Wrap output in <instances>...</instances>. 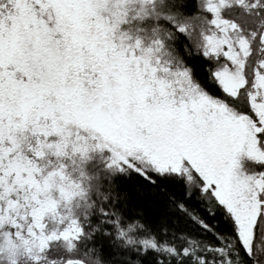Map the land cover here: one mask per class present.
I'll list each match as a JSON object with an SVG mask.
<instances>
[{
    "label": "snow or ice",
    "instance_id": "1",
    "mask_svg": "<svg viewBox=\"0 0 264 264\" xmlns=\"http://www.w3.org/2000/svg\"><path fill=\"white\" fill-rule=\"evenodd\" d=\"M0 264H264V0H0Z\"/></svg>",
    "mask_w": 264,
    "mask_h": 264
},
{
    "label": "trees",
    "instance_id": "2",
    "mask_svg": "<svg viewBox=\"0 0 264 264\" xmlns=\"http://www.w3.org/2000/svg\"><path fill=\"white\" fill-rule=\"evenodd\" d=\"M160 199L156 201L155 206H151L147 203V200L140 201L145 205V210L149 220H157L161 217L165 218L169 228L174 227L173 220H176L180 227L186 228L194 233H199V226L193 222L190 216L184 215L177 207L176 201L183 202L186 208H188L193 215L199 214L204 217L209 223L212 222V218L207 216L204 208L199 205L195 197L185 198V192L183 190V181H175L168 187L167 192L159 193ZM170 196L175 200H170ZM154 199V198H153ZM171 205V206H170Z\"/></svg>",
    "mask_w": 264,
    "mask_h": 264
}]
</instances>
